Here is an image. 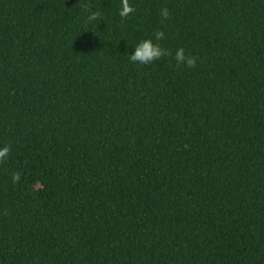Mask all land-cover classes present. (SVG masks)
Masks as SVG:
<instances>
[{"label": "trees", "instance_id": "16d2710c", "mask_svg": "<svg viewBox=\"0 0 264 264\" xmlns=\"http://www.w3.org/2000/svg\"><path fill=\"white\" fill-rule=\"evenodd\" d=\"M121 2L0 0V264H264V0Z\"/></svg>", "mask_w": 264, "mask_h": 264}, {"label": "clouds", "instance_id": "9594fccd", "mask_svg": "<svg viewBox=\"0 0 264 264\" xmlns=\"http://www.w3.org/2000/svg\"><path fill=\"white\" fill-rule=\"evenodd\" d=\"M134 12V9L129 5L128 0H122L121 2V8L119 10V16L123 19L129 16L130 13ZM161 17L164 19H167L169 16V12L167 8L161 9L160 11ZM97 19V14L92 13L88 17V21L92 22ZM165 38V34L162 31H157L154 34V40L155 41H161ZM128 56V60L130 63L133 64H139V65H149L154 61L160 60L164 56H169L171 53L162 48L159 43H155L153 39H145L140 41L135 45L133 48L132 53ZM174 60L176 65H185L188 68L195 67L196 64V58L186 55L183 48H178L175 51ZM10 147L3 146L0 147V161H5L8 159L10 154ZM20 174L15 173L12 176L13 183L18 182L20 180Z\"/></svg>", "mask_w": 264, "mask_h": 264}]
</instances>
